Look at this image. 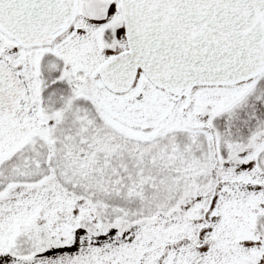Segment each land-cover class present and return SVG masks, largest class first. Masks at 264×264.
<instances>
[{
  "label": "snow or ice",
  "instance_id": "1",
  "mask_svg": "<svg viewBox=\"0 0 264 264\" xmlns=\"http://www.w3.org/2000/svg\"><path fill=\"white\" fill-rule=\"evenodd\" d=\"M0 264H264V0H0Z\"/></svg>",
  "mask_w": 264,
  "mask_h": 264
}]
</instances>
